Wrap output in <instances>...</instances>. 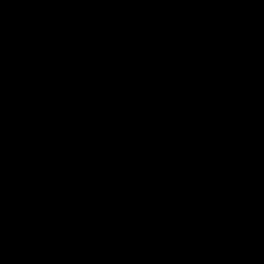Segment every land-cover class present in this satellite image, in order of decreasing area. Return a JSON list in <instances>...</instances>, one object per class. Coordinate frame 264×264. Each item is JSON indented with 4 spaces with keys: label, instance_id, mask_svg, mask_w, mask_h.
I'll use <instances>...</instances> for the list:
<instances>
[{
    "label": "water",
    "instance_id": "obj_1",
    "mask_svg": "<svg viewBox=\"0 0 264 264\" xmlns=\"http://www.w3.org/2000/svg\"><path fill=\"white\" fill-rule=\"evenodd\" d=\"M0 264H264V0H0Z\"/></svg>",
    "mask_w": 264,
    "mask_h": 264
}]
</instances>
